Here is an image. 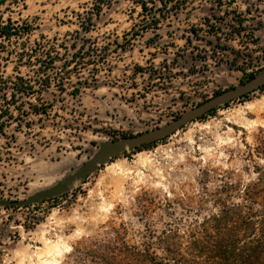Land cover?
<instances>
[{"label":"rangeland","instance_id":"obj_1","mask_svg":"<svg viewBox=\"0 0 264 264\" xmlns=\"http://www.w3.org/2000/svg\"><path fill=\"white\" fill-rule=\"evenodd\" d=\"M10 21L0 77L35 92L0 81V264H211L226 209L261 228L264 87L93 163L264 70V0H0Z\"/></svg>","mask_w":264,"mask_h":264},{"label":"trees","instance_id":"obj_2","mask_svg":"<svg viewBox=\"0 0 264 264\" xmlns=\"http://www.w3.org/2000/svg\"><path fill=\"white\" fill-rule=\"evenodd\" d=\"M13 25L14 24L10 21L8 26L2 27L0 29V35L3 38L11 40L14 37H21L25 33L28 34L26 29H23L22 27H14L15 25ZM1 60L2 57L0 54V62ZM0 78L2 90L7 91L12 89L14 91V98L17 94L26 97L33 96L35 92L33 86L22 77L16 78L15 82L5 80L2 76ZM47 85L48 83L43 85V87H46ZM0 120H4L1 123V134L3 132L4 124H6L7 120H11V117L0 115ZM237 210L242 211V208L237 207L236 210L226 209L225 213L227 216H224L223 220H220L219 218L215 220L218 224L214 228L216 230H221V233L219 234L221 235V241L216 246L217 254L214 259L217 261H213L211 264H264V222L262 223L261 228H259V225L254 224L252 215L254 214V218L259 216L257 215L258 211H253L251 214H248V217L250 218H246V216L243 215L246 219L244 217L241 219L233 217L232 215ZM262 219H264V215ZM252 225L254 226L253 232L255 231V233L250 235L248 230L251 229ZM246 232L249 235H246ZM244 236H246V238Z\"/></svg>","mask_w":264,"mask_h":264},{"label":"water","instance_id":"obj_3","mask_svg":"<svg viewBox=\"0 0 264 264\" xmlns=\"http://www.w3.org/2000/svg\"><path fill=\"white\" fill-rule=\"evenodd\" d=\"M263 87H264V70H262L260 73L255 75L246 84L221 93L215 98L189 111L183 117L179 118L178 120L174 121L173 123L167 126L161 127L150 133L140 135L138 137L125 140L111 146L103 147L101 153L95 159L93 165L99 161L105 162L109 156L120 153L123 150L126 143H129L132 147H136L144 144L157 142L163 137L174 134L176 131L181 129L186 124L187 121L197 120L203 115L216 109L220 104H228L238 97H244L248 94L256 92L257 90H260Z\"/></svg>","mask_w":264,"mask_h":264}]
</instances>
